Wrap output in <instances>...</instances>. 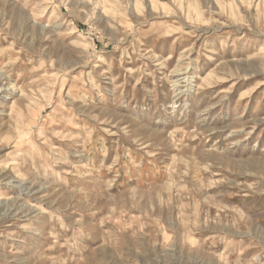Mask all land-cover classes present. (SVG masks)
<instances>
[{"label": "rangeland", "instance_id": "374dc122", "mask_svg": "<svg viewBox=\"0 0 264 264\" xmlns=\"http://www.w3.org/2000/svg\"><path fill=\"white\" fill-rule=\"evenodd\" d=\"M0 264H264V0H0Z\"/></svg>", "mask_w": 264, "mask_h": 264}, {"label": "bare ground", "instance_id": "6f19581e", "mask_svg": "<svg viewBox=\"0 0 264 264\" xmlns=\"http://www.w3.org/2000/svg\"><path fill=\"white\" fill-rule=\"evenodd\" d=\"M21 184V183H20ZM28 188V187H27ZM3 204V203H2Z\"/></svg>", "mask_w": 264, "mask_h": 264}]
</instances>
